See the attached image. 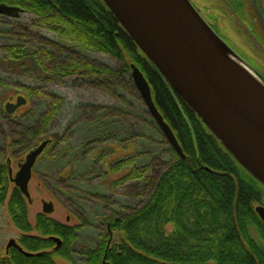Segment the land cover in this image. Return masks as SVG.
Instances as JSON below:
<instances>
[{
  "label": "trees",
  "instance_id": "trees-1",
  "mask_svg": "<svg viewBox=\"0 0 264 264\" xmlns=\"http://www.w3.org/2000/svg\"><path fill=\"white\" fill-rule=\"evenodd\" d=\"M0 2L20 7L21 12L33 16L30 24L53 31L58 42L107 55L119 63L114 69L73 60L65 67L66 72L59 67L62 75L82 69L106 85L121 80L134 89L130 64H135L148 81L153 101L184 154L181 157L170 146L157 126L169 162L151 178L154 164L135 162L136 142H108L104 146L103 176L107 181L117 187L142 180L143 189L152 190L130 212L99 216L105 234L97 239V249L82 251L87 255L86 264H264V221L255 211L261 202V184L174 92L102 0ZM3 50L11 59L24 54L15 44H6ZM58 102L54 100L44 114L43 126L52 118ZM16 111L4 118L9 119ZM48 144L38 158L44 156ZM5 202L11 225L21 232L17 243L31 254L11 246L0 254V264H57L56 258L71 263L83 224L60 223L40 212L32 225L24 195L10 181L6 164L0 163V205ZM112 231L118 233V242L107 247ZM53 236L60 239L59 245Z\"/></svg>",
  "mask_w": 264,
  "mask_h": 264
},
{
  "label": "rangeland",
  "instance_id": "rangeland-1",
  "mask_svg": "<svg viewBox=\"0 0 264 264\" xmlns=\"http://www.w3.org/2000/svg\"><path fill=\"white\" fill-rule=\"evenodd\" d=\"M33 19L26 12L18 17H0V163L10 167L14 175L29 150L43 139L50 140L44 156L32 168L28 183L31 200L25 198L28 219L34 225L44 200L53 204L49 217L69 225L82 223L71 263L59 258L56 262L86 264L87 255L82 251L94 250L99 236L105 234L99 216L130 212L152 190L143 189L142 180L117 187L107 181L103 176L104 146L108 142H136L135 162L154 164L151 178L167 166L169 157L157 124L136 88L121 80L106 85L82 69L69 71L68 75L58 72L60 66L66 72L65 67L73 60L105 64L114 69L119 63L107 55L58 42L53 31L30 24ZM6 44L21 46L24 54L17 59L6 57L3 50ZM227 44L241 58L250 55L246 49H238V53ZM255 48L264 61V52ZM76 64L72 67L76 68ZM249 65L262 79L264 66ZM17 95L25 97V104L16 108L18 113L4 118V104L14 101ZM56 99L59 102L55 113L43 126L41 120ZM259 187L262 191L258 204L264 206V186ZM20 234L10 223L5 202L0 205V254L6 251L8 240L17 241ZM111 235L110 245H113L118 242V233L112 231Z\"/></svg>",
  "mask_w": 264,
  "mask_h": 264
},
{
  "label": "water",
  "instance_id": "water-1",
  "mask_svg": "<svg viewBox=\"0 0 264 264\" xmlns=\"http://www.w3.org/2000/svg\"><path fill=\"white\" fill-rule=\"evenodd\" d=\"M102 1L174 92L234 159L264 185V81L252 66L212 29L190 0ZM20 13V7L0 2V14L17 17ZM241 63L256 74L262 86ZM130 75L163 136L184 157L172 128L153 101L148 81L133 63ZM25 102V97L18 95L4 107L13 112ZM48 141L43 139L29 150L14 175L8 167L10 181L28 202L32 168ZM41 208L49 214L53 204L43 200ZM255 211L264 221V206L257 204ZM52 238L60 244L58 237ZM11 246L31 254L13 238L6 243V250Z\"/></svg>",
  "mask_w": 264,
  "mask_h": 264
},
{
  "label": "flooded vegetation",
  "instance_id": "flooded-vegetation-1",
  "mask_svg": "<svg viewBox=\"0 0 264 264\" xmlns=\"http://www.w3.org/2000/svg\"><path fill=\"white\" fill-rule=\"evenodd\" d=\"M190 2L226 43L229 42L238 53L240 49L249 52L250 55L242 58L253 66H264V61L256 54L258 50L255 51L257 47L264 52V0H190ZM261 76L264 80L262 73ZM3 112L5 116L12 113L7 112L5 107ZM111 236L109 235L107 239V247L110 245ZM97 248L98 245L95 249Z\"/></svg>",
  "mask_w": 264,
  "mask_h": 264
},
{
  "label": "bare ground",
  "instance_id": "bare-ground-1",
  "mask_svg": "<svg viewBox=\"0 0 264 264\" xmlns=\"http://www.w3.org/2000/svg\"><path fill=\"white\" fill-rule=\"evenodd\" d=\"M236 61V60H235ZM252 77L253 79L262 86L261 81L258 79V77L256 76V74L249 68L247 67V65L245 66V64H240ZM258 181V180H257ZM259 182V181H258ZM260 184H262L261 182H259ZM263 185V184H262ZM264 186V185H263ZM111 235V233H110Z\"/></svg>",
  "mask_w": 264,
  "mask_h": 264
}]
</instances>
